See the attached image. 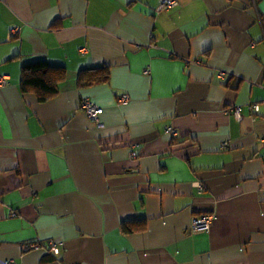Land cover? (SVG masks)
<instances>
[{
  "label": "crops",
  "instance_id": "0c3cea01",
  "mask_svg": "<svg viewBox=\"0 0 264 264\" xmlns=\"http://www.w3.org/2000/svg\"><path fill=\"white\" fill-rule=\"evenodd\" d=\"M1 76L0 264H264V0H0Z\"/></svg>",
  "mask_w": 264,
  "mask_h": 264
},
{
  "label": "trees",
  "instance_id": "16d2710c",
  "mask_svg": "<svg viewBox=\"0 0 264 264\" xmlns=\"http://www.w3.org/2000/svg\"><path fill=\"white\" fill-rule=\"evenodd\" d=\"M65 69L52 66L45 60L23 64L20 69L19 88L22 93H31L37 102L43 103L58 94L59 85L65 79ZM80 80L86 78V84L102 83L108 80L107 68H95L81 71ZM144 227L143 220H127L121 223V232L127 233Z\"/></svg>",
  "mask_w": 264,
  "mask_h": 264
},
{
  "label": "built area",
  "instance_id": "2783aa9c",
  "mask_svg": "<svg viewBox=\"0 0 264 264\" xmlns=\"http://www.w3.org/2000/svg\"><path fill=\"white\" fill-rule=\"evenodd\" d=\"M160 7L163 8H169L175 5V0H159ZM12 33H17L18 28L16 26L11 27ZM7 84L6 77L1 76L0 77V88L5 86ZM128 100L127 95H122V97L119 99V102L125 103ZM80 108L85 112L88 120L90 121H96L98 119V116L102 113V109L97 107L96 105L89 103V102H82ZM249 108L253 110L254 112H258L259 107L258 105H250ZM226 112H230L234 115V117L238 120L240 119V107H234L233 109H229ZM164 131L170 134L173 138L177 137L178 133L176 130L170 127H165ZM136 153L132 152L131 157H135ZM215 220L214 215H205L201 217L200 219H195L192 222V231L194 233L204 232L208 231L210 225ZM49 252L53 254L58 253V245L54 243L53 241L49 240L47 242ZM38 247V244H26L23 246L24 250H29L32 248ZM5 264H15L13 261H6Z\"/></svg>",
  "mask_w": 264,
  "mask_h": 264
}]
</instances>
